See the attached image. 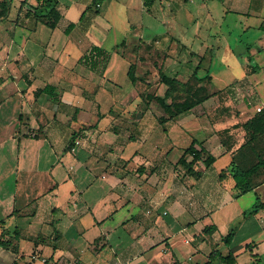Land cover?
I'll use <instances>...</instances> for the list:
<instances>
[{
    "label": "crops",
    "instance_id": "crops-1",
    "mask_svg": "<svg viewBox=\"0 0 264 264\" xmlns=\"http://www.w3.org/2000/svg\"><path fill=\"white\" fill-rule=\"evenodd\" d=\"M7 1L0 15V264H202L214 248L230 250L234 264H264V176L255 173L241 192L228 170L232 159L254 161L241 147V123L264 107V77L254 66L244 84L232 77L217 88L207 71L219 94L160 120L157 102L144 98L165 88L153 60L186 80L206 58L199 32L171 17L166 31L147 27L130 41V21L107 17L110 5L114 13L128 6L150 13V0L136 7L132 0L105 7L56 0L54 27L27 12L36 0ZM92 45L108 58L89 68L80 57ZM132 62L135 82L127 73ZM192 139L214 156L208 166L197 162V177L176 164ZM257 201L263 206L250 212Z\"/></svg>",
    "mask_w": 264,
    "mask_h": 264
},
{
    "label": "rangeland",
    "instance_id": "rangeland-1",
    "mask_svg": "<svg viewBox=\"0 0 264 264\" xmlns=\"http://www.w3.org/2000/svg\"><path fill=\"white\" fill-rule=\"evenodd\" d=\"M108 1L102 0L101 5L105 7ZM169 1L150 0L147 5L150 13L148 10L139 12L130 6L126 7V12L114 13L110 5L108 15L112 19L107 17L114 24H120L118 22L125 17L130 21L131 26L125 33L130 41H134L141 31L143 35L147 27L159 33L166 31L163 21L171 17L177 23H183L189 34L199 32L207 48L206 58L200 61V66L211 72L215 88L227 84L232 77L244 84L248 81L244 78L248 77V66H254L253 73L264 77V49L260 50L264 45V5H261L264 0H171L168 4ZM132 2L136 7L137 1ZM127 4L130 5V0H126ZM248 48H254V54L249 55ZM237 49L242 50L241 56L236 54ZM193 67L191 65V69Z\"/></svg>",
    "mask_w": 264,
    "mask_h": 264
},
{
    "label": "trees",
    "instance_id": "trees-1",
    "mask_svg": "<svg viewBox=\"0 0 264 264\" xmlns=\"http://www.w3.org/2000/svg\"><path fill=\"white\" fill-rule=\"evenodd\" d=\"M36 6H27V12H30L36 19L42 21L49 27H54L60 18V12L56 7V0H36ZM24 1H22L23 3ZM7 0H0V15H4L7 11ZM73 27V23H68L64 32L68 33ZM108 58V53L97 45H92L80 57V62L89 68H94L103 63ZM154 65L158 71V81L165 85L162 94L147 93L145 97L154 99L163 114L160 120L172 118L173 116L190 109L192 106L201 102L212 94H219L220 91H211L209 89L210 76L206 69V73L202 76H197L196 71L200 66V61L191 69L190 75L186 80L181 81L173 75L167 74L161 65L154 59ZM134 66L132 62L129 64L127 73L132 82H135L138 77L134 75ZM47 86L44 90L47 91ZM245 131V139L241 147L246 146L249 152L253 155V162L248 166H240L233 159L230 161L228 170L234 180V186L241 192L248 190L251 184V177L260 171L264 176V107L256 111L246 121L241 123ZM214 160V156L209 153L204 146L196 139H192L187 147L183 149L182 154L178 158L176 164L184 168V172L193 177L199 175V171L195 166L198 161H201L204 166L210 165ZM223 173H220V177ZM262 203L257 201L250 212L256 210ZM214 226H205L204 232H212ZM233 237V231L222 236V244L229 245ZM2 241H0V244ZM234 264L235 257L228 250L225 254L219 248H214L208 255V260L202 264Z\"/></svg>",
    "mask_w": 264,
    "mask_h": 264
},
{
    "label": "built area",
    "instance_id": "built-area-1",
    "mask_svg": "<svg viewBox=\"0 0 264 264\" xmlns=\"http://www.w3.org/2000/svg\"><path fill=\"white\" fill-rule=\"evenodd\" d=\"M261 105H257L256 107H255V111H258V110H260L261 109ZM80 143V140L78 139V138H74V140H73V145H77V144H79ZM67 264H80L79 262H77L76 260H72V261H69Z\"/></svg>",
    "mask_w": 264,
    "mask_h": 264
}]
</instances>
